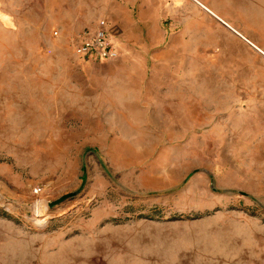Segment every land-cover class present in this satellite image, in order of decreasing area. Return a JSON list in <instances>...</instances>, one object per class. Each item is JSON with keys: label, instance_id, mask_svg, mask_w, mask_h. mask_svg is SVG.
I'll use <instances>...</instances> for the list:
<instances>
[{"label": "rangeland", "instance_id": "obj_1", "mask_svg": "<svg viewBox=\"0 0 264 264\" xmlns=\"http://www.w3.org/2000/svg\"><path fill=\"white\" fill-rule=\"evenodd\" d=\"M203 1L264 49V0ZM110 3L0 0V264H264V55L164 0L147 62L134 25L87 59Z\"/></svg>", "mask_w": 264, "mask_h": 264}, {"label": "crops", "instance_id": "obj_2", "mask_svg": "<svg viewBox=\"0 0 264 264\" xmlns=\"http://www.w3.org/2000/svg\"><path fill=\"white\" fill-rule=\"evenodd\" d=\"M110 1H111L110 9L108 7V11H109V14H110L111 19L113 20V22L115 23V21H117V26L116 25L114 26L115 30L116 29L119 30L117 32H113V33H115L114 34L115 36L113 34H112L113 35L112 36L111 33H110L111 37L112 38L113 37H115V38L120 37L119 33H121V31H124L125 29H127V26L130 27L131 25H134L135 27L139 26L141 28H144L141 31H142V33L143 32L146 33V39L140 41L138 46L140 48H142V49H147V51H145V54H147V56L145 57V62H147L149 49L157 48V47L161 46V44L163 43V41L165 39V33H164L163 27L161 26V18H160L161 10H163V1L164 0H155V4L152 1L150 3H145V4L142 3L141 5H139L140 11H141V15H139L138 19H136L135 15H134V13H135L134 6H135L137 0H122L123 2H119V3H117V0H110ZM173 1L174 2L176 1L178 4H180V2L182 1V3L185 2V3H187L190 6H193V4H195L194 2H196L195 0H173ZM192 1H194V2L192 3ZM200 1L205 4V2L203 0H200ZM139 7H138V9H139ZM212 10L217 15H219V13L216 12L214 9H212ZM219 16L223 20H225L227 23H229L232 27L235 28V26L232 24L231 21L229 22L227 20V18H223L221 15H219ZM214 17H216V16H214ZM217 19H219V18H217ZM190 20H191V16L188 15L187 16V26L183 25L182 27H180V29H178V31L176 32V33H178V36L176 35L175 37H173V41L175 40V42H179V39L181 37L182 38H187L188 46L191 45V47H194L195 44H193L192 42H193V39H194L193 35L195 33L192 30V28H191L192 26H191V21ZM219 20L222 22L221 19H219ZM222 23H224V22H222ZM177 24L178 25L180 24L179 20L177 21ZM123 27H124V29H123ZM86 28H94V27H86ZM228 28H230V27H228ZM230 30L233 31L231 28H230ZM238 31L241 32L248 40H250L241 30H238ZM241 38L243 40H245L243 37H241ZM113 40H114V38H113ZM114 41H115L117 47L120 48L119 50L122 51L121 49H123V47L121 45H119L116 40H114ZM254 44H256V43H254ZM171 45L173 47L178 46V48L183 47V44H179V43L174 44V42H172ZM258 47H260V46H258ZM262 50H264V49H262ZM154 56H155V59L153 58V61H155L157 63L159 61L157 59L158 56L157 55H154ZM140 93H141V95L143 97L144 96L146 97V96L149 95V94L146 93V90L144 89V87L141 88ZM143 102L145 104H147L146 101L144 100V98H143Z\"/></svg>", "mask_w": 264, "mask_h": 264}, {"label": "built area", "instance_id": "obj_3", "mask_svg": "<svg viewBox=\"0 0 264 264\" xmlns=\"http://www.w3.org/2000/svg\"><path fill=\"white\" fill-rule=\"evenodd\" d=\"M77 48L87 59L114 60L119 56V48L103 26L81 31L77 39Z\"/></svg>", "mask_w": 264, "mask_h": 264}, {"label": "bare ground", "instance_id": "obj_4", "mask_svg": "<svg viewBox=\"0 0 264 264\" xmlns=\"http://www.w3.org/2000/svg\"><path fill=\"white\" fill-rule=\"evenodd\" d=\"M201 7H203L204 9H206L207 12H210L211 15L216 16L217 18L221 19L222 22H224L226 25H228L229 27L232 28V30L235 31V33H237L238 35H240L241 37H243L245 40H247V42L250 44V46L252 45L256 50H258L259 52H261L264 55V50H262L260 47H258L256 44H254L252 41L246 39L244 37V35L239 32L236 28H233L229 23H227L225 20H223L219 15H217L212 9H210L208 6H206L203 2H201L200 0H195ZM213 16V17H214ZM215 17V18H216Z\"/></svg>", "mask_w": 264, "mask_h": 264}, {"label": "water", "instance_id": "obj_5", "mask_svg": "<svg viewBox=\"0 0 264 264\" xmlns=\"http://www.w3.org/2000/svg\"><path fill=\"white\" fill-rule=\"evenodd\" d=\"M76 194H77L76 191L66 193V194L62 195L61 197H59L58 199H56L55 201H53L50 206H55V205L61 204L64 201L68 200L69 198L74 197Z\"/></svg>", "mask_w": 264, "mask_h": 264}, {"label": "trees", "instance_id": "obj_6", "mask_svg": "<svg viewBox=\"0 0 264 264\" xmlns=\"http://www.w3.org/2000/svg\"><path fill=\"white\" fill-rule=\"evenodd\" d=\"M82 169L85 170V169H84V166H83ZM82 178H83V179L85 178V173H83Z\"/></svg>", "mask_w": 264, "mask_h": 264}]
</instances>
